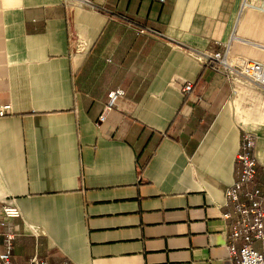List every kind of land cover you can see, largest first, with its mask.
<instances>
[{
	"label": "crops",
	"instance_id": "1",
	"mask_svg": "<svg viewBox=\"0 0 264 264\" xmlns=\"http://www.w3.org/2000/svg\"><path fill=\"white\" fill-rule=\"evenodd\" d=\"M82 1L0 0L13 263L226 264L242 132L264 181V90L200 58L264 62V0Z\"/></svg>",
	"mask_w": 264,
	"mask_h": 264
},
{
	"label": "built area",
	"instance_id": "2",
	"mask_svg": "<svg viewBox=\"0 0 264 264\" xmlns=\"http://www.w3.org/2000/svg\"><path fill=\"white\" fill-rule=\"evenodd\" d=\"M164 2V0H158ZM82 3L89 8L96 7L89 1ZM126 20V18H125ZM129 23L133 22L126 20ZM140 34L159 35L154 30L141 27ZM227 46L221 51L202 54L204 63H213V68L224 74L228 79L233 75H239L251 84L264 90V62L246 60L234 57L232 62L228 60ZM191 85L184 87L189 92ZM124 93L112 91L107 95L106 109L112 108L117 99ZM9 108L0 107V117L5 116ZM105 120L99 116L96 126H100ZM255 135L242 132L238 151L235 156L237 163V177L226 190L223 214L226 236L228 238L226 264H264V181L259 182L257 174V162L254 155ZM16 219H22V213L13 203L0 204V237L3 249L0 252V264H14L12 255L16 239L20 236L11 223ZM27 264H45L38 260L37 255L29 258Z\"/></svg>",
	"mask_w": 264,
	"mask_h": 264
},
{
	"label": "rangeland",
	"instance_id": "3",
	"mask_svg": "<svg viewBox=\"0 0 264 264\" xmlns=\"http://www.w3.org/2000/svg\"><path fill=\"white\" fill-rule=\"evenodd\" d=\"M247 2L252 3L253 5H260L263 0H246Z\"/></svg>",
	"mask_w": 264,
	"mask_h": 264
},
{
	"label": "bare ground",
	"instance_id": "4",
	"mask_svg": "<svg viewBox=\"0 0 264 264\" xmlns=\"http://www.w3.org/2000/svg\"><path fill=\"white\" fill-rule=\"evenodd\" d=\"M229 62L233 61V58L231 56L228 57Z\"/></svg>",
	"mask_w": 264,
	"mask_h": 264
}]
</instances>
